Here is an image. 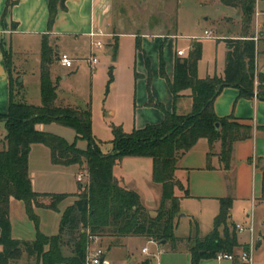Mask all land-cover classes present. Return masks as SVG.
I'll list each match as a JSON object with an SVG mask.
<instances>
[{
  "label": "trees",
  "instance_id": "1",
  "mask_svg": "<svg viewBox=\"0 0 264 264\" xmlns=\"http://www.w3.org/2000/svg\"><path fill=\"white\" fill-rule=\"evenodd\" d=\"M65 1L48 0V28H51L58 8L65 9ZM254 1L220 0L225 5L241 10L243 34L242 38L223 39L227 48L223 76L214 74L198 77L197 64L202 54V44L198 40L191 43L185 57L175 58L171 81L166 77L160 57L159 73L165 78L174 103L182 90H191L190 111L179 113L174 108L168 111L158 104L163 112V119L159 123L146 124L127 134L120 126H114L113 149L108 154L99 151L90 135L89 109L56 104L57 84L51 78L50 68L57 61L58 51L55 44L50 42L49 35H42L41 104L10 99L7 112L0 114V121L4 122L5 127L4 138L7 140V148L0 151V264H11L24 252L29 257L33 256L37 264H85L90 236H145L157 243L172 241L171 246H175L174 229L181 210L174 188L183 187L174 177L179 157L200 138H206L209 144L206 168H211V149L214 142L219 141L218 158L221 166L228 169L234 143L250 137L252 133L251 125L240 122L233 115L218 116L213 108L214 99L225 86H234L238 88L239 96L252 97L256 91V97L264 100V74H258L256 88L254 85L255 41L244 38L250 27ZM13 4L14 0H6L3 15ZM135 48H140L137 36ZM112 68L109 67L108 82L112 80ZM8 72L10 86L13 87L9 67ZM148 103H153L151 96ZM49 122L75 129V140L70 143L59 135L36 127L39 123ZM79 137L88 140L86 149L76 146ZM34 143L49 148L53 164L85 166L87 184L77 183L78 192L73 194L33 191L27 163L30 146ZM124 156L152 159V180L161 185L160 201L154 215L142 204L136 191L121 186L113 175V166ZM261 172L259 198L264 201V166ZM71 195L76 198L62 211L56 234L44 235L36 227L32 241L12 237L9 220L11 197L25 203L28 216L37 226L32 205L57 210L58 204ZM218 200L219 207L213 218L212 229L203 237L198 236L196 231L187 237V241L191 242L193 264L201 257H215L218 252L235 253V248L239 246L235 224L230 220L232 198L227 196ZM64 247L69 250L66 256L63 254Z\"/></svg>",
  "mask_w": 264,
  "mask_h": 264
},
{
  "label": "crops",
  "instance_id": "2",
  "mask_svg": "<svg viewBox=\"0 0 264 264\" xmlns=\"http://www.w3.org/2000/svg\"><path fill=\"white\" fill-rule=\"evenodd\" d=\"M214 1L220 3V0ZM5 3L6 0H0V114L7 112L10 99L25 101L34 105L41 104V98L39 103H31L26 99V91L21 93L18 90L20 85H24L26 81L39 83L40 86L42 35L48 34L49 39L53 38L52 42L55 44L56 49L68 53L75 59V63L80 59H85L86 52H89L87 33L94 27H100L108 33V36L102 38L106 43L102 49L107 50L104 54L110 55V50L117 45L121 35L133 37L138 35L136 32H124L122 30L120 25L123 17L133 15L136 12L145 13L150 11L152 6L151 0H66L65 9L58 8L51 28H48V0H14V4L3 15ZM229 7L235 10L234 21L229 15H227L229 17L224 16L217 23L212 21L209 28L203 30L202 36L182 34V32L177 34L167 32L164 34L165 32L160 29L151 34L156 38H164V43L167 38L174 40L171 53L165 55L163 59L167 79L170 81L173 79L175 58L177 56L185 57L194 40H198L202 44L201 58L197 64L198 77L203 78L214 74L223 76L227 51L223 39L243 37L240 21L242 13L237 7ZM254 7L264 11V0H255ZM222 22H234L236 26L234 32L226 33L219 30L218 25ZM179 28L178 21V30ZM205 30L209 31L210 37L204 35ZM253 34V25L250 24L247 36L244 38H252ZM141 35L147 36L148 33L144 31ZM211 38L215 40L214 51L209 58H205L203 41ZM177 39H185L186 43L177 48ZM140 46L142 47L141 40ZM219 48L220 52H218ZM177 50H183V55H177ZM14 52L31 55L34 53V66L29 68L26 58L20 66L16 65ZM55 65L56 62L50 68L51 78L55 73L66 68L60 64L56 65L55 68ZM102 65H106V63ZM8 67L12 79L15 81L13 87L10 86ZM259 73L264 74V26H262L261 36L255 42V88L258 84L257 76ZM61 74L66 77L65 73L62 72ZM149 74V72L148 74L146 72L135 73V77L139 79V96L131 118V130L141 128L146 124L159 123L163 119V112L158 108V104H161L168 111L174 108L179 113H186L191 109L192 99L189 88L182 90L174 103L167 82L165 78L160 76L158 67L152 74V81H149ZM142 80H144V87H142ZM149 96L152 97V104L148 103ZM213 108L218 116L233 115L240 122L251 125V136L234 143L228 169L221 166L218 158L219 141L214 142L211 149L212 155L209 160L211 168H206L207 153L209 151L206 138H200L187 152L181 155L174 171L175 179L179 180L183 186L174 189L175 195L179 197L180 210L183 212L181 216H178L174 229L175 234L180 238L178 244L169 247L168 243L154 241L152 243L154 244L153 248H150V239L145 236L120 238L101 236L99 237L101 243L104 239L109 240L108 242L105 241L107 243L105 246H102V249L107 248V250L111 247L123 248L134 239H145L142 247L147 246L148 252H142L141 247L140 251L144 255L143 257L137 258L134 254H126L125 260H111L112 263L193 264L190 251L191 242L187 241L190 229L185 225V220L188 215H195L204 220L212 221L218 211V199L221 197L229 196L232 198L230 220L234 224L239 223L244 227L252 225L253 229L254 226L256 227V215L249 209L253 206L256 209V206L264 205V201L259 198L262 183V172L259 169V163L264 160V100L257 98L256 95L252 97L239 96L237 87L225 86L214 99ZM36 127L43 130L40 124ZM4 134V122L0 121V135ZM27 164L33 191L37 193L70 194L78 192V187L76 189L73 183L69 184L64 175L72 171L74 174L78 173L79 165L53 164L50 158V150L44 144H31ZM31 167L33 170H31ZM112 172L121 186L134 190L139 194L142 204L149 212L156 210L160 201L161 185L152 180V159L150 157L124 156L113 166ZM69 185L70 188H64ZM185 190L187 194H185ZM75 198L74 195L68 196L58 204L57 210L32 205V212L37 217L36 226L27 214L25 203L11 197L9 200V220L12 237L32 241L36 235V227L44 235L56 234L62 211L72 204ZM261 224L263 225V222ZM260 240L261 238H258L256 248L259 247ZM237 241L239 246L235 248V253L249 250L253 264V232L252 234L248 231L237 232ZM11 264H37V262L33 256L29 257L24 252L18 260L13 261ZM196 264L243 263L238 260L229 261L217 260L215 257H201Z\"/></svg>",
  "mask_w": 264,
  "mask_h": 264
},
{
  "label": "rangeland",
  "instance_id": "3",
  "mask_svg": "<svg viewBox=\"0 0 264 264\" xmlns=\"http://www.w3.org/2000/svg\"><path fill=\"white\" fill-rule=\"evenodd\" d=\"M151 2L152 6L150 11H146L145 13L136 12L133 15H127L123 17L120 25L124 32H136V34H138L136 36L142 42V47L140 46L139 49L135 48L136 36L121 35L115 48L113 47L110 50V55L104 54V52H107L106 49L96 52L98 63L95 68H91L86 59H80L73 63V67L70 69H62L60 72L58 71L55 73L56 75L54 74L52 76V80L57 84V105L62 107L69 106L73 108L89 109L90 135L102 154L112 152L114 139L112 128H114V126H120L122 131L126 134L131 132V118L135 103L139 96V79L135 77V73L146 72V74H148L149 72V81H152V74L157 70V67L159 69L160 57H162L163 60L164 56L169 55L172 51V43L174 41L172 38H167V41L164 43V38H156L151 34L160 29L165 32L164 34L167 32L175 34L182 32V34H195L199 37L203 35L204 29L209 28L212 21L217 23V21L224 16L232 17L233 21L235 19L234 9L214 0H151ZM256 9L257 8L254 7L250 21L251 26L253 25V30V20ZM178 21L180 26L179 30ZM235 28L234 22H222L218 25V29L226 33L234 32ZM144 31H147V36L141 35ZM53 40V38L50 39V42ZM203 42L205 58H209L214 51L215 40L211 38ZM185 43V39H177L176 47L183 46ZM33 51L32 49V52ZM57 51L58 54L62 52L58 49ZM218 52H220V48ZM33 54L14 52L13 56L16 65L20 66L25 60L24 58H26L29 68H31V66H34ZM88 55L89 52L87 51L85 57ZM103 63H106V65H102ZM56 65H59L57 61ZM56 65L55 68L57 67ZM110 66L113 67L111 71L112 80L108 82ZM62 72L66 74V77L62 76ZM142 87H144V80H142ZM19 91L21 93L26 91V99L31 103L40 102L41 93L39 83L26 81L24 85H20L18 92ZM39 124L42 125L44 131L59 135L70 143L75 140L77 133L75 129L71 127L56 122ZM39 124H37V126ZM4 136L5 134L0 135V151L7 148V140ZM76 146L80 149H86L88 140L79 137L76 140ZM263 166L264 161H261L259 163V169L261 170ZM84 167L85 166L80 167V169L77 170L78 173L74 174L72 171L64 175L65 180L68 181L69 184L73 183L76 189L77 183H79L76 180V174L82 173L83 177L80 183L84 186L87 183ZM31 170H33L32 167ZM64 188H70V185ZM249 211H252L253 214L255 213L256 215V227L254 226L253 229V264H264V205L260 207L256 206V209L253 206ZM154 213L155 211L150 212L151 215H154ZM181 213L183 212H180L178 216ZM185 221V225L190 229L189 232L194 234L196 231L201 237L205 236L213 226V219L212 221H208L195 215H188ZM262 222L263 225L261 224ZM174 236L176 237V245L180 238H178L175 232ZM258 238H261V240L259 241V247L256 248ZM105 241L108 242L109 240L104 239L101 243L98 237V243H90L87 246V252L91 253L94 247L102 248V246L107 244ZM144 243V238H138L130 241L123 248L111 247L108 250L105 248L103 249L105 252L104 259L112 263L111 260H125L126 254H134L137 258L143 257L144 255L141 253L140 249ZM167 243L170 247L172 241ZM153 245L154 244L151 243L149 247L153 248ZM63 254L65 256L69 254L67 247L63 248Z\"/></svg>",
  "mask_w": 264,
  "mask_h": 264
},
{
  "label": "built area",
  "instance_id": "4",
  "mask_svg": "<svg viewBox=\"0 0 264 264\" xmlns=\"http://www.w3.org/2000/svg\"><path fill=\"white\" fill-rule=\"evenodd\" d=\"M253 24H254V35L252 36V39L256 42L262 34L261 26H264V11L256 9L254 13ZM204 35L206 37L211 36L209 31H206V30L204 31ZM87 36L89 39V55L85 59L88 61L91 68H95L98 63L96 52L102 50V48L104 47L105 43L102 38L105 36H108V33L103 31V29H101L100 27H94L87 33ZM177 55L179 56L183 55V50H177ZM74 60H75L74 58H72L68 53H65V52L59 53L57 57V62L61 66L66 67V68L72 67ZM254 95H256V91H254ZM86 175L87 173H85V176ZM82 177H83L82 173H79L76 177V180L78 182H81ZM235 229L237 232L248 231L250 234H252L253 232L252 225L248 227H244L243 225L237 223L235 224ZM89 240H90V243H96L98 240V236H90ZM153 242L154 241L152 239L149 240V243H153ZM141 251L144 253H147L148 247L147 246L142 247ZM104 253L105 252L101 247H94L91 253H88V252L86 253L85 263L86 264H114L104 259ZM215 258L217 260H229V261L238 260L240 263H243V264H252V257H251V253L249 250H243L239 253L218 252L215 255Z\"/></svg>",
  "mask_w": 264,
  "mask_h": 264
},
{
  "label": "water",
  "instance_id": "5",
  "mask_svg": "<svg viewBox=\"0 0 264 264\" xmlns=\"http://www.w3.org/2000/svg\"><path fill=\"white\" fill-rule=\"evenodd\" d=\"M216 127H218V124H216ZM181 215H182V213L179 216H181ZM161 243H165V241H162Z\"/></svg>",
  "mask_w": 264,
  "mask_h": 264
}]
</instances>
